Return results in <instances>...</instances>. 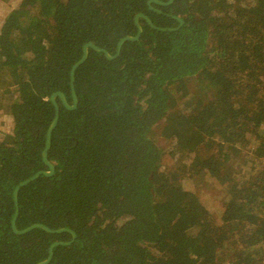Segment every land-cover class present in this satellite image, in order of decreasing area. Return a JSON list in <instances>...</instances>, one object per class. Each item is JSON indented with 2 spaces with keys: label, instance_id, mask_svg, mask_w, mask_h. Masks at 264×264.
Segmentation results:
<instances>
[{
  "label": "trees",
  "instance_id": "1",
  "mask_svg": "<svg viewBox=\"0 0 264 264\" xmlns=\"http://www.w3.org/2000/svg\"><path fill=\"white\" fill-rule=\"evenodd\" d=\"M149 1L0 0V264H38L71 241L15 235L13 191L47 172L50 98L72 105L82 47L115 56L137 15L175 31L139 19L113 61L88 50L77 108L55 100L54 174L18 191L16 230L76 235L49 264H264V0L151 5L162 14ZM206 183L227 199L223 222L189 187Z\"/></svg>",
  "mask_w": 264,
  "mask_h": 264
},
{
  "label": "water",
  "instance_id": "2",
  "mask_svg": "<svg viewBox=\"0 0 264 264\" xmlns=\"http://www.w3.org/2000/svg\"><path fill=\"white\" fill-rule=\"evenodd\" d=\"M174 0H168L167 3H160V2H157L155 0H150L148 3H147V8H148V11H151V12H154V13H157V14H162L160 11H156L154 9H152L151 5L154 4V5H157L159 7H162V8H167L169 6H171L173 4ZM139 19H143L145 21V23L147 24V26L149 28H151L152 30H156V31H159V32H162V33H165V32H173L175 30H162V29H156L153 27L152 23L150 22V20L144 16V15H137L135 16V18L133 19V25L136 29V35L134 37H125L123 39H121L117 45H116V50H115V56L111 57L109 56V54L104 51V50H101L99 49L98 47H96L95 44L93 43H88V44H85L82 49H81V58L78 62H76L72 68L70 69V73H69V80H70V96H71V102H72V105L69 106L64 98V96L61 94V93H56V94H53L50 98V103L54 109V118H53V121L51 123V125L49 126L47 132H46V135H45V143H44V148H43V151L41 153V160H42V163L43 165L47 168V172H38L36 173L34 176H32V178L20 183L13 191V202H14V206H15V215H14V219L11 223V229L13 231V233L17 236H24V235H27L29 234L30 232L36 230V229H40L42 230L43 232H45L46 234H49V235H58V234H62V233H67L71 236V241L69 243H54L52 244L49 248H48V252H47V259L43 262H40L38 264H49L52 260V250L53 248L55 247H68L71 245V243L75 240L76 238V235L70 231V230H65V229H60V230H56V231H52L50 229H48L47 227H44L42 225H33L27 229H25L24 231H21V232H18L15 228V223H16V220H17V215H18V209H17V194H18V191L21 190L22 188L28 186L29 184H31L32 182H34L37 178H39L40 176L42 177H45V178H49V177H52L53 174H54V168L53 166L48 162L47 160V154H48V151H49V148H50V137H51V134L53 132V130L55 129L56 125H57V122H58V119H59V108H58V105L56 104L55 100L58 99L60 104L62 105V107L66 110V111H74L76 108H77V98H76V95H75V91H74V73L76 72V70L78 68H80L84 63L85 61L87 60V57H88V50H91L95 53H101L103 55V57L105 58V60L107 61H113L114 59H116L119 55V52H120V49L122 47V45L126 42L128 43H136L139 41L141 35H142V29L140 28L139 24H138V20ZM175 21H177L179 23V26H182L183 25V22L180 20V19H177V18H173Z\"/></svg>",
  "mask_w": 264,
  "mask_h": 264
},
{
  "label": "rangeland",
  "instance_id": "3",
  "mask_svg": "<svg viewBox=\"0 0 264 264\" xmlns=\"http://www.w3.org/2000/svg\"><path fill=\"white\" fill-rule=\"evenodd\" d=\"M206 85H197L196 87L193 86V90L192 92L194 93V95L197 96V98L202 97V95L204 94L205 90H206ZM198 173L194 174L193 179H195V177H197ZM207 183L209 181L205 180ZM204 185V188L201 187V185H194L193 184L189 187L192 188L193 191L196 192V196L199 198V201L203 204V206L206 208V213L207 215H209L212 219L215 218L216 221H220L223 222L225 215V211L224 207L227 206V199L224 197H222L221 195L218 194V191H214L213 189L211 190L210 187H212L213 185L209 184ZM195 188V190H194ZM197 189V190H196ZM225 205V206H224ZM221 213H224V216H221ZM219 216V217H218ZM218 217V218H216Z\"/></svg>",
  "mask_w": 264,
  "mask_h": 264
}]
</instances>
